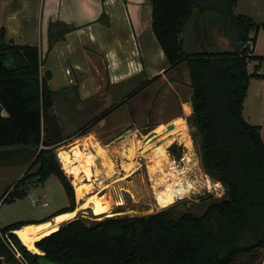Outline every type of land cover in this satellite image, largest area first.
Returning <instances> with one entry per match:
<instances>
[{
    "label": "trees",
    "instance_id": "obj_1",
    "mask_svg": "<svg viewBox=\"0 0 264 264\" xmlns=\"http://www.w3.org/2000/svg\"><path fill=\"white\" fill-rule=\"evenodd\" d=\"M151 4L153 31L170 68L183 62L189 68L193 112L187 120L200 136L206 173L225 187V195L211 196L203 214L195 212L197 205L181 210L173 203L145 215L101 220L76 216L35 242L40 253L28 249L15 233L32 222H13L0 229V258L5 264H262L264 140L262 126L246 120L244 105L251 79L264 78L258 68L249 71L250 62L264 61L252 48L264 22L236 14L237 0H151ZM49 29L54 42L76 27L51 22ZM225 39L229 49L224 48ZM42 63L38 46L9 41L5 30L0 31V104L8 112L7 117L0 115V148L15 147L6 153L32 148L34 159L4 193V202L24 198L31 187L56 176L69 198V205L56 216L76 210L77 199L72 178L57 154L63 139L52 114V75L42 74ZM170 151L176 159L182 157L181 146L174 144ZM5 234L15 248L6 243Z\"/></svg>",
    "mask_w": 264,
    "mask_h": 264
},
{
    "label": "crops",
    "instance_id": "obj_2",
    "mask_svg": "<svg viewBox=\"0 0 264 264\" xmlns=\"http://www.w3.org/2000/svg\"><path fill=\"white\" fill-rule=\"evenodd\" d=\"M235 13L247 15L256 22L263 23L264 0H237ZM51 22L73 25L76 29L66 33L63 39L51 42L49 29ZM2 29L5 30L6 39L9 41L38 46L43 61L42 74L48 71L52 75L49 86L54 91V99L57 97V101H54L52 114L57 117L60 123L63 142L59 147L66 146L62 149L58 147L57 154L65 168L64 170L70 178H73L74 181L72 182H75L77 178L65 167L61 157L62 151H67L71 156L73 165L80 169L81 173H79L78 179L93 185L96 189L93 188L81 199L78 198L76 192L77 208L72 211L79 210L76 216L80 212L88 214L89 208L94 212V204L91 207H86L87 209H83L82 204L87 201L89 196L95 195L98 191L101 193L99 196L104 195V182L100 183L101 180H104V171L111 175L117 167L120 173L113 184L119 186L130 175V173L125 174L127 168L124 166L131 165L132 170L141 167V163L137 162L138 160L128 156L124 163L121 165L116 163L118 166H115L116 160L114 159H116L119 150L112 153L111 149L106 148L104 139L99 136L98 132L99 129L104 132L105 124H111L108 131L112 133L118 134L120 128L133 126L135 129L133 131L140 134L143 128H154L158 133L173 122L176 123V127H180L177 130L175 127L172 131L174 134L171 141L174 137L181 139L183 132L189 135L187 118L193 112V104L191 98L184 95L190 91L188 88L191 83L189 68L186 62L170 68L166 55L153 31L151 0H0V31ZM254 34L255 32H252L251 36ZM263 34L264 30L258 32L256 42L252 46L253 53L256 55L264 56V52L259 50V39L264 36ZM198 42L199 46H203L202 41L199 40ZM224 48H230V42L227 39L224 40ZM254 62L249 63V71L252 73L250 67L254 64L255 69L258 68V72L263 75V64L259 63L258 65ZM135 78H142L145 83L131 91L134 92L133 96L151 88L154 90V101H150L147 106V109L150 108L149 111L145 112V109L142 108V113L141 115L138 114L136 121H129L126 124L120 119V116L111 120L110 116L123 103L133 98V96L128 98L130 92L125 97V101H115L116 95L111 89H117L115 87ZM181 79H184V82ZM252 86L253 78L250 81L245 101L250 96ZM255 89L254 87L253 91ZM178 94L182 95L178 101L180 110L173 111V114L152 122L151 114L164 113L170 106L169 97L175 96L179 99ZM158 98L159 101H156ZM257 99L259 100V96ZM259 101H264V97H261ZM107 111L108 114L102 116ZM0 115L8 116V112L2 108L1 104ZM95 118L97 121L88 128L87 132L78 135ZM80 124L84 125L78 128ZM182 128L184 130L178 133ZM171 141L161 145L158 149H154L153 152L165 150L170 154ZM143 147L148 149L151 146L147 141ZM14 148H0V157H3L0 161V180L4 183L5 181L10 182L6 178L12 174V169L15 168H18L15 177L19 180L34 160L30 158L32 148H16L17 151L6 153V151H11ZM136 148L138 149V147ZM78 149L87 156L89 154L94 156V162L90 165L91 176H88L87 171H85L86 160L76 154ZM110 164L114 165L113 169H111ZM21 199L16 200L23 201ZM1 200H4L3 196H1ZM45 202L44 205L47 206ZM68 205L54 208L50 215L43 220L19 221L32 222L23 227L53 221L59 215L72 213L65 212L53 216L58 210ZM116 205L117 207L123 206V200L118 198ZM72 219L60 223V226ZM262 264H264V258Z\"/></svg>",
    "mask_w": 264,
    "mask_h": 264
},
{
    "label": "rangeland",
    "instance_id": "obj_3",
    "mask_svg": "<svg viewBox=\"0 0 264 264\" xmlns=\"http://www.w3.org/2000/svg\"><path fill=\"white\" fill-rule=\"evenodd\" d=\"M259 43H260L259 50L264 52V36H262L259 39ZM259 54H262V53H259ZM254 63L255 64L257 63L259 65L260 62L256 60ZM262 64H263V71H264V61L262 62ZM254 69H255V66L253 64L250 67V70L254 72ZM181 80L184 82V79H181ZM263 80L264 78H261V77L253 78V86L250 92V96L247 99V101H245V105H244V116L246 120L250 122L251 124H257V125L262 126L263 128L262 136L264 139V101H259L261 97L262 98L264 97V86H263L264 81ZM144 83H145L144 79L135 78L133 80H130L129 82H126L120 86L115 87L117 89H111L116 95L115 101H119V102L125 101L126 100L125 97L131 91L142 86ZM254 87L256 88L255 91H253ZM188 88H190L189 89L190 91L185 93L184 95H188L187 98L188 97L191 98L193 89L191 86H188ZM178 95H179V99L175 96L169 97L170 106H168V108L165 110L164 113L151 114L150 118L151 120H153L152 122L160 119L161 117H167L168 115L173 114V111L180 110V103L178 101H180L182 95L181 94H178ZM258 96H259V100L257 99ZM153 98H154L153 88L146 90L142 93L136 94V96H133L132 100L130 101L128 100L125 103H123L116 110V112H114V114L110 116L111 120L120 116V119L123 122H125V124L129 121L131 122L136 121L138 114L141 115L142 113L141 112L142 108L145 109V112L149 111L150 108L147 109V106L150 103V101H154ZM54 101H57V97H55ZM156 101H159V98ZM143 113H144V110H143ZM83 125L80 124L78 128H81V126ZM110 127H111V124L109 123L105 124L104 132H102L100 129L98 130V132H99V136L104 139V146L106 148L111 149L112 153H115L116 150H119L118 154L116 155L117 156L116 159H114L116 160L115 166L121 165L122 163H124L125 160L128 159L127 149L129 147H132L133 145L138 147L137 153L134 158L135 160H138L139 163H141L140 169L132 170V168L129 167L131 165L127 166L128 170L126 169L125 174L130 173V175L125 180V182L119 186H116L117 184H113V183H115L116 181L115 178L119 177L118 175L120 171H118V174L116 175V177H112L110 180L108 179L110 177L109 175L110 173L108 172L106 173L104 171V180H101L100 183H103V182L106 183L104 184V194L107 196H112L114 198L115 203L113 204L111 208L112 216L113 215H125V214L145 215V214L154 213L161 209H164L165 207H161L157 203L158 202L157 197H156L157 189L154 187V185L157 183L162 184V179L166 175V174L164 175L163 173H168L171 169L170 163H169L170 161L175 162V168L177 169V172L183 171V169H185L184 170L185 173L182 174V177H185L189 179L191 182H193V188H190L189 191L186 192L185 194L178 196L176 201L174 202L178 204V207L181 210H186L187 207L189 206L197 205L195 208V212H197V214H203L204 211L206 210V207L209 204V199L211 196L221 197L225 195V191H226L225 187L220 182H219L220 184L218 185V182L215 179H213L210 175H208L203 167L201 153H200V145H199L200 136L198 135L196 128L192 124H190V122L187 125L189 136H190V144H188L187 146L186 145L187 143L182 141L181 139H178L177 140L178 142L175 143V145H179L180 140L183 142V147L185 148L183 153L184 154L186 153L185 155H183L185 157V161H183L184 163L182 161H178V159H176V157L172 154V152L169 149L170 154L167 153L169 162L163 165L162 170H159L160 168H157L156 172L152 170L153 169L152 167L156 164L159 158L155 159L157 155L153 151L154 149L160 147L161 145L166 144V141L172 138V136L164 138L162 140L163 142H161L160 145H157V146H156L157 143L155 142L156 139L153 138L152 140L151 138L148 141L149 146L151 147H149L148 149H144L143 145L146 143L144 139L145 137H147L146 128H143L141 130V133L138 134L137 131H133L135 130L133 126L127 127V128L126 126H124L123 128H120V132L116 134L114 132L112 133L111 131H108ZM130 130L132 131V133L126 134V132ZM121 136L125 137L124 140H118V138ZM163 137L164 135H161L157 138V140ZM174 138H173V141L175 140ZM173 141H171V143ZM59 148L61 149L66 148V146L59 147ZM59 160H61L60 157H59ZM175 160L178 162H176ZM116 163L118 165H116ZM183 166L186 167L187 169L183 168ZM130 168L131 170H129ZM63 169L65 168L63 167ZM17 172H18V168L12 169V174L6 178V180H10V182L5 181L4 183L3 181L0 180V210H1L0 227L1 228L5 227L7 224L13 221L43 220L45 217L50 215V213L52 212V210H54V208H59V207L69 204L67 193L65 192V189L63 188L61 182L56 176L50 177L47 183L44 184V186L34 185L33 187H31L28 192V195L22 198L23 201L16 200L17 203H14L16 201H14L13 203L4 202V200L2 201L1 196H3L4 193L10 187H13L14 184L18 181L17 177H15ZM72 181H74L73 178H72ZM72 183L76 191V184L74 182ZM43 188L45 189L43 190ZM94 190H96L95 187H94ZM96 194L99 196V194L101 193H99L98 191ZM118 198L119 200H123L124 205L121 207H117L116 205V201ZM45 201L48 202L47 206L44 205ZM78 216L91 219V220H101V219H104L105 217H109L110 215L106 213L101 214V215L100 214L96 215L94 214V212H92V209L89 208L88 214H84L83 212H80ZM37 252L40 253L39 250Z\"/></svg>",
    "mask_w": 264,
    "mask_h": 264
},
{
    "label": "bare ground",
    "instance_id": "obj_4",
    "mask_svg": "<svg viewBox=\"0 0 264 264\" xmlns=\"http://www.w3.org/2000/svg\"><path fill=\"white\" fill-rule=\"evenodd\" d=\"M181 140L186 142L187 146H188V144H190V137L185 132H183ZM136 153H137V148H136V146L133 145L132 147H130L128 149V153H127L128 155L127 156L128 157H135ZM76 154L80 155L81 157H83V159L86 160L87 166H86L85 171H87L88 176H91L92 173L90 170V165L94 162V156L92 154H89L87 156V155H85V153L81 152L79 149L76 151ZM156 155L157 156L155 159H158V158L159 159L157 160L156 164L152 167L153 168L152 170L154 172L157 171V168H160L159 170H162L163 165L165 163L169 162L168 154L165 150H161L159 152H156ZM193 155H195V154H193ZM61 157L64 160V164H65V167L67 168V170L71 173H74V175L77 178V180L75 179L74 183L76 184V192H77L78 198L81 199V198L85 197L88 192L93 190V188H94L93 185L86 184V183H84V181H82V180L80 181L78 179V177L80 176L79 173H81L80 169L73 165L71 156L69 155V153L67 151H62ZM184 161H185V159H184ZM176 162H178V161H176ZM169 163H170L171 169H170V171L168 170L169 171L168 173H163L164 175L165 174L166 175L162 179V184L157 183L154 185V187L157 189V191H156L157 201H158L157 203H158V205H160L162 207H167L170 204L174 203L178 196L185 194L186 192L189 191L190 188H193V182H191L189 179H187L185 177H182V174L185 173V171H184L185 169H183V171L177 172V169L175 168V162L170 161ZM186 165H187V163H186ZM197 165H199V164H197ZM179 166H180V164H179ZM110 167H111V169H113L114 165L110 164ZM126 168H127V166H126ZM177 168H179V167H177ZM183 168H186V167L183 166ZM127 170H128V168H127ZM158 174H159V172H158ZM104 184H106V183H104ZM219 184L220 183L218 182V185ZM161 185H162V188H161ZM114 203H115V201H114V198L112 196H107L105 194L103 196H98L97 194H95L91 197L89 196L87 201H85V203L82 204V207L84 209L86 207H91V205L94 204L93 205L94 214H96V215L100 214L101 215V214L106 213V214L112 216L111 208H112ZM78 211L79 210L72 212V213L59 215L53 221H48V222H44V223H41L38 225L23 227L19 230H16V234L20 237L22 242L32 252H37L38 250H37V247L35 246V242L37 240L41 239L42 237L52 233L53 231L58 230L60 227V223L67 221L68 219L74 218L77 215Z\"/></svg>",
    "mask_w": 264,
    "mask_h": 264
},
{
    "label": "flooded vegetation",
    "instance_id": "obj_5",
    "mask_svg": "<svg viewBox=\"0 0 264 264\" xmlns=\"http://www.w3.org/2000/svg\"><path fill=\"white\" fill-rule=\"evenodd\" d=\"M173 123V122H172ZM171 124V123H170ZM176 124V123H175ZM169 125V124H168ZM167 125V126H168ZM167 126H166V129H165V132L164 133H162V134H157V131L154 129V128H148L147 129V132H146V134H147V136L150 134V133H155V135L153 136L154 137V139H156V143H161L162 142V140L164 139V138H166V137H169V136H173V134L174 133H172V131L175 129V127H176V125H175V127L173 128V129H171V130H167ZM167 134V135H166ZM161 135H164V137L163 138H161V139H158L157 140V138L159 137V136H161ZM146 138V137H145ZM179 138L178 137H176L175 138V140L172 142V144L170 145V147L172 146V145H174L176 142H178L177 140H178ZM153 140V139H152ZM179 146H181V148H182V151L184 152V150H185V148L183 147V142L182 141H180V143H179ZM170 147H169V149H170ZM184 155V153H182V157L180 158V159H178V161H184V159H185V157L183 156ZM184 157V158H183Z\"/></svg>",
    "mask_w": 264,
    "mask_h": 264
},
{
    "label": "water",
    "instance_id": "obj_6",
    "mask_svg": "<svg viewBox=\"0 0 264 264\" xmlns=\"http://www.w3.org/2000/svg\"><path fill=\"white\" fill-rule=\"evenodd\" d=\"M175 125H176L175 123H171V124H169V125L167 126V130L169 131V130L173 129V128L175 127ZM131 133H132L131 130L126 132V134H131ZM154 135H155L154 132H153V133H150V134L144 139V141L147 142V141H149L151 138L153 139V138H154V137H153ZM124 138H125L124 136H121V137L118 138V140H124ZM115 170H116V171L113 172V174H111L110 177L108 178L109 180H110L112 177H116V175H117L119 169L116 167ZM0 264H5V262L3 261L2 258H0Z\"/></svg>",
    "mask_w": 264,
    "mask_h": 264
},
{
    "label": "built area",
    "instance_id": "obj_7",
    "mask_svg": "<svg viewBox=\"0 0 264 264\" xmlns=\"http://www.w3.org/2000/svg\"><path fill=\"white\" fill-rule=\"evenodd\" d=\"M263 86H264V83H263ZM45 204H48V203L45 202ZM0 232H1V230H0ZM3 238H4V240L6 241V243H8V245H9L11 248H15L14 243L12 242V240H11L10 237H9V234H5V235H3ZM17 257H20V254H17Z\"/></svg>",
    "mask_w": 264,
    "mask_h": 264
}]
</instances>
